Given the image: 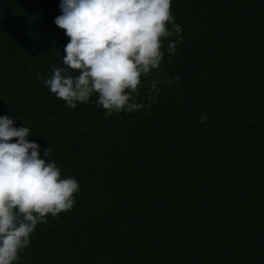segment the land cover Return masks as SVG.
Wrapping results in <instances>:
<instances>
[{"label":"trees","instance_id":"trees-1","mask_svg":"<svg viewBox=\"0 0 264 264\" xmlns=\"http://www.w3.org/2000/svg\"><path fill=\"white\" fill-rule=\"evenodd\" d=\"M59 2L0 0V115L79 184L17 264H264V0H172L182 41L112 115L43 84Z\"/></svg>","mask_w":264,"mask_h":264},{"label":"clouds","instance_id":"clouds-1","mask_svg":"<svg viewBox=\"0 0 264 264\" xmlns=\"http://www.w3.org/2000/svg\"><path fill=\"white\" fill-rule=\"evenodd\" d=\"M171 3L60 0L54 24L69 37L62 56L66 67L53 66L44 86L68 108L95 95L105 115L140 110L134 94L141 77L159 72L165 54L173 55L183 39ZM160 83L152 79L147 91L158 94ZM13 124L12 116L0 115V264H17L37 224L48 214L70 211L79 191L75 177H62L60 168L46 160L49 148L41 154L40 145L27 139L34 136L30 128Z\"/></svg>","mask_w":264,"mask_h":264}]
</instances>
